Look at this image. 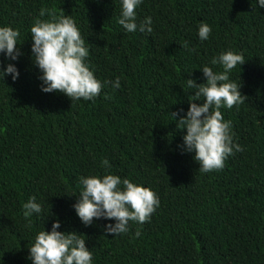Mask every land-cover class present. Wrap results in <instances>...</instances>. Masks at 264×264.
I'll use <instances>...</instances> for the list:
<instances>
[{"label": "trees", "instance_id": "16d2710c", "mask_svg": "<svg viewBox=\"0 0 264 264\" xmlns=\"http://www.w3.org/2000/svg\"><path fill=\"white\" fill-rule=\"evenodd\" d=\"M119 11V0H0V26L20 32L23 53L14 62L0 54V70H19L0 80V264H31L27 246L54 219L84 235L93 264H264V9L256 0H142L137 19L151 16V33H126ZM61 12L79 26L96 78L119 77V88L90 101L40 90L28 30ZM201 21L211 26L206 41ZM227 49L244 59L229 74L244 100L220 111L243 150L201 173L177 149L186 130L171 114L187 111L186 79L205 82L200 66ZM104 160L159 198L147 221L118 236L103 219L85 227L72 208L78 177L105 174ZM29 197L42 205L30 223Z\"/></svg>", "mask_w": 264, "mask_h": 264}, {"label": "clouds", "instance_id": "9594fccd", "mask_svg": "<svg viewBox=\"0 0 264 264\" xmlns=\"http://www.w3.org/2000/svg\"><path fill=\"white\" fill-rule=\"evenodd\" d=\"M142 0H119L120 11L117 18L126 33L152 31V17L146 16L138 21L136 9ZM259 8L264 9V0H256ZM40 16H44L41 11ZM31 38L30 53L33 65L38 69L40 90L44 93L60 92L71 101L93 100L102 87H120V78L101 82L87 63L89 49L76 21L63 12L50 15L48 19H36L29 27ZM211 26L201 21L197 27V37L206 41ZM20 32L11 26H0V54L6 60L17 61L23 55L17 41ZM244 62L242 55L231 49L214 56L199 71L203 83L186 79L193 95L188 100L187 111L171 114L178 130H186L182 142L177 145L181 154L191 153L199 165L198 171L207 173L222 169L225 160L242 147L233 140L231 121L225 120L221 107L231 108L239 105L244 97L240 85L230 80L231 71ZM218 70H214L215 66ZM191 72L189 73V75ZM11 76L13 81L19 77L15 63H7L0 70V80ZM199 102V103H198ZM183 113V114H181ZM178 117V119H176ZM105 174H89L78 177L80 191L72 208L85 226L95 220H105L106 233L118 236L127 233L129 222L143 223L159 207V198L148 187L122 178L107 171L109 162L102 161ZM42 211L41 203L29 197L22 206V215L31 222L35 214ZM61 222L54 219L50 230L38 231L27 246L31 264H93L92 253L86 247L84 235L76 232L59 231ZM139 235V233H136Z\"/></svg>", "mask_w": 264, "mask_h": 264}]
</instances>
